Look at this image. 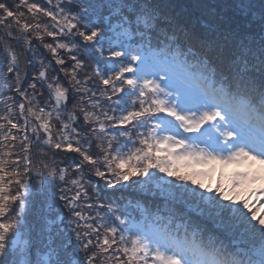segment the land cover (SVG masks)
Here are the masks:
<instances>
[{"label": "snow or ice", "instance_id": "1", "mask_svg": "<svg viewBox=\"0 0 264 264\" xmlns=\"http://www.w3.org/2000/svg\"><path fill=\"white\" fill-rule=\"evenodd\" d=\"M72 2L57 0L52 5L47 0L41 7L20 0L17 11L0 2V32L25 46L17 51L0 37V55L5 57L0 63V102L7 106V114L0 115L6 122L0 123V264H264V0L259 7L254 0L226 5L198 0L192 5L197 13L191 15L165 11L153 0H107L75 12L70 10ZM21 5L51 18L52 30L38 21L22 23ZM102 8L107 15L99 11ZM13 27L16 36L9 30ZM45 35L53 42L44 43ZM33 36L59 69L52 67V60H36ZM137 37L149 47L155 39L169 53L151 63L152 78L144 71L150 63L143 54L145 43L131 45ZM105 52L109 60L101 59ZM86 58L103 67L81 80L78 70L85 67ZM96 79L103 85L99 91L107 108L87 86ZM45 89L48 100L42 106L37 97ZM5 92L12 95L4 98ZM79 114L83 121L78 124ZM129 125L136 130L135 139ZM110 128L118 135H108ZM118 136L127 140L120 143ZM17 140L23 156L11 160L5 142ZM33 145L56 149L54 155L75 164L77 178L70 181L69 168L55 163L44 168L53 181L74 186L68 189L73 195L61 189L59 198L76 217V228L87 229L76 233L84 259L74 255L75 249L69 251L62 230L54 236L40 223L37 192L25 178L33 171ZM196 165L205 170H196ZM228 165L245 170L225 179L222 169ZM255 165L259 169L253 170ZM217 166L221 176L216 187L206 186L202 180ZM86 167L113 189L134 176L148 178L136 182L141 187L158 180L167 200L168 224L140 230L127 240L123 232L117 237L119 230L112 224L81 225L92 219L85 208L93 205L77 203L89 198ZM57 218L62 219L59 214ZM93 234L95 243L90 238L83 242Z\"/></svg>", "mask_w": 264, "mask_h": 264}, {"label": "trees", "instance_id": "2", "mask_svg": "<svg viewBox=\"0 0 264 264\" xmlns=\"http://www.w3.org/2000/svg\"><path fill=\"white\" fill-rule=\"evenodd\" d=\"M0 2L8 3L12 6L13 11H17L16 6L20 5V0H0ZM29 3H39L41 7H44L47 4V0H28ZM101 2H107V0H80V3H77V0H73L72 4L70 5V10L75 12L79 10L80 7H86L88 3L93 4H99ZM154 3L161 5L165 11H172V12H181L183 11L184 15H191L196 14L197 10L192 7V5L198 0H153ZM199 2H203L206 4L211 5H226L231 2V0H199ZM257 7H259L260 0H254ZM56 2L52 0V5H55ZM63 4V3H62ZM52 5H47L48 7H52ZM63 6V5H61ZM18 11L23 12L24 16L21 17V22H28V23H35L39 22L41 25L47 24L52 30V24L54 23L51 21V18L43 16L42 13H30L28 12L27 8L24 6H19ZM104 15H107V9L102 8L99 10ZM225 11H228L225 9ZM0 14H2V11H0ZM230 14V13H229ZM35 16V18H34ZM11 19V18H10ZM86 22V21H85ZM3 26L0 25V28ZM13 36L18 35V30L13 27L12 29H9ZM31 35V33H29ZM109 36L115 37V33H109ZM0 37H3L4 40H7L9 45L16 49L17 51H22L24 49L23 44H17L15 41L8 39V37L3 36V33L0 32ZM57 39H60V37H57ZM53 42L52 37H48L45 35L44 37V43H50ZM141 43L139 38H135L131 45L132 47H137ZM32 47L33 50L36 52V60L43 59L45 64H48L49 60H52L53 64L52 67L55 69H59L61 66L56 65L54 63V59L51 55V53L43 47V44L37 40L34 36L32 37ZM104 47H108L107 41L104 43ZM3 45L0 44V51H2ZM62 55H65V58L67 59V55L64 53V50H60ZM154 53L157 55L160 59H165L169 56V53L166 52L163 49V45H157V42L155 39H153L151 46H145L143 48V54H151ZM101 59L109 60L108 53L105 52V56ZM5 57L3 55H0V63L4 62ZM140 62H134L133 68L135 69L137 65H139ZM31 67V65H29ZM38 67V65H37ZM97 67H103L101 64H97L96 60H89L86 58L85 67L83 69L78 70V78L81 80L86 79L88 76H91L93 74V70ZM53 71L49 70V77L53 75ZM5 75H8L7 73ZM130 75V74H127ZM59 76L61 77L62 82H64V73L59 72ZM10 84L11 81H8ZM89 88H93L97 92V96L95 98H99L101 100V105L104 108H107V102L104 101V99L100 96L99 89L103 88V85H100L98 83V79L90 81L87 85ZM40 86L38 85V88ZM12 93L5 92L4 98H7L8 96H11ZM79 95V94H77ZM122 95V94H121ZM40 101L42 106L45 105V103L48 100L47 96V90H44V95L37 97ZM115 99V97H114ZM11 103V101H9ZM71 107V104L69 105ZM7 106L0 102V115H5ZM13 108H16V105L13 104ZM48 110H51L50 106L48 107ZM99 111V110H97ZM118 114V113H117ZM15 115L13 116V119L15 121ZM66 119V115L63 117ZM83 121L82 114H79V121ZM22 122V121H21ZM0 123H6L3 120H0ZM54 124H56V127H59V124L56 121H53ZM77 126V125H74ZM129 130L133 131V139H135V129L131 128V125L128 126ZM150 127V126H149ZM148 129H141L140 131H147ZM30 131V129H29ZM29 137L30 133L28 132ZM195 134V133H192ZM22 136V134H20ZM108 135H118L117 129L110 128L108 130ZM118 140L120 143H124L127 138L123 136H118ZM9 143V149L13 155L10 157L11 160L19 159L21 156H23V153L21 151V145L19 140L13 141V142H5ZM15 144V147H11V144ZM132 145L129 143L128 147L130 148ZM137 146L139 144L137 143ZM42 145H33V163L30 165V167L33 168V171L29 173L26 179L29 180L30 184L33 185L34 191L37 192V195L35 197L37 204H36V212L38 217H40V223L48 228L52 234L55 236L57 234L58 230H62L64 236L66 237V244L68 246L69 251L71 252L73 249H75V256H79L80 259L85 258L86 254L82 250V241L77 238V231H80L83 233V231H86V228L77 229L76 225L72 223L76 219L72 212L66 207V202L61 200L59 197L61 195V189L58 191H55L53 187L49 184V182L46 183L43 179H49L48 172L44 168L45 164H48L51 166L53 163L57 164L60 168H69V175L67 179H74L77 178V173L73 171L75 168V164H70L67 157H65L62 154L54 155V153L57 152L56 149L48 150L47 147H43V151L41 152ZM3 147L0 146V151H3ZM128 149L126 148L125 151ZM32 153V152H31ZM165 153L161 152L160 155L163 156ZM12 165H9V169H11ZM25 168V163L21 159L20 160V170L23 171ZM196 169H199L197 167ZM86 176L85 181H87L89 178L91 179V183H86L85 186L88 189V196L89 198L87 200H84L82 198L81 201H78L77 203L81 206H84L86 204H92L93 207L89 210L85 208V215L92 217V219L87 221H80L81 225H85L86 223H91L94 225L104 224L105 227H107L109 224H112L113 226L117 227L118 234L117 237H119L120 232H123L125 239L131 235L136 234L138 231L142 230L143 228H155V227H162L166 224H168V216L169 213L167 209L165 208V204L167 202L165 194L162 193L161 189L157 187V184L160 183L158 180L151 181L147 186L141 187L139 183H136L137 181H144L147 180V177H140V176H134L129 181L125 182V186L117 185L114 189L108 188L104 181L100 180L98 177H95L91 171L85 168ZM156 171V170H153ZM187 169H181L182 173H185ZM37 172H42V176H38ZM165 176L164 173H157V177ZM168 180H175V177H168ZM58 179V178H57ZM167 179V177H166ZM179 183V182H177ZM64 183H61L63 185ZM68 189L70 188L69 185L64 184ZM217 185V180L214 185H209L212 188H215ZM167 187V185H165ZM42 190V191H41ZM67 190L64 189V193L67 196H70L71 192H67ZM74 194V193H73ZM111 209V211L109 210ZM79 210V209H77ZM57 214L59 216H62V219L57 220ZM119 217V219H117ZM52 221H55V223H52ZM124 229H129L130 231H124ZM103 235V230H101V236ZM92 239L95 243V234L92 236L85 238L83 242H86V239ZM58 242V241H57ZM115 247V246H114ZM111 252V250H110ZM87 255H91V251L87 253ZM108 264H117L115 260L109 261Z\"/></svg>", "mask_w": 264, "mask_h": 264}, {"label": "rangeland", "instance_id": "3", "mask_svg": "<svg viewBox=\"0 0 264 264\" xmlns=\"http://www.w3.org/2000/svg\"><path fill=\"white\" fill-rule=\"evenodd\" d=\"M56 3H57V0H54ZM63 3V2H62ZM63 5V4H62ZM145 56H147V57H149V66H146V67H144V71H145V73H149V76H148V78H152L151 77V75H150V73L154 70V69H152L151 68V63L152 62H156V61H160V60H162V59H160L157 55H155L154 53H151V54H144ZM206 127V126H205ZM201 131H203V129L201 130ZM29 133H30V136L32 137V133H31V131H29ZM185 135H193L192 133H185ZM197 135V134H196ZM202 147H203V145H201ZM177 151H179V149H176ZM32 154H33V149H32V153H31V156H32ZM32 158H33V156H32ZM32 161H34L33 159H32ZM196 168L197 167H199V169H196V170H205V166H203V165H196L195 166ZM259 165H255L254 166V169L253 170H256V169H259ZM183 170V169H182ZM223 173H224V176H225V179H227L229 176H231V174H233L234 172H237V171H244L245 170V168H243V167H238V166H236V165H228L227 167H224L223 169ZM187 171H188V169H187ZM186 171V172H187ZM185 172V173H186ZM220 176H221V168L219 167V166H217V170L212 174V176L210 177V178H208V179H203L202 180V182L203 183H205V185L206 186H209V185H214L215 186V183H216V180L218 181L219 179H220ZM167 179H169L168 177H167ZM43 180H45L46 181V183L47 182H49V184L51 185V187H53L54 189H55V191H58L59 189H66L67 190V192H68V188L64 185V184H67V185H69L70 186V188H74V186L73 185H71V183L70 182H68V183H64L63 185H61V182L58 180V179H56L55 181H53L52 179H43ZM69 181H70V179H68ZM59 188V189H58ZM69 188V189H70ZM67 192H66V194H67ZM73 193L74 192H71V194H70V196L71 195H73ZM261 203H264V200H262L261 201ZM257 207H259V205H257ZM59 217H61L62 218V216H59ZM57 220H60V219H57ZM142 230H144V231H147V230H150V228H143ZM82 259H84V258H82Z\"/></svg>", "mask_w": 264, "mask_h": 264}]
</instances>
